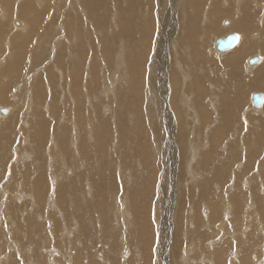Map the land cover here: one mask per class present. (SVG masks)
<instances>
[{
    "label": "rangeland",
    "instance_id": "rangeland-1",
    "mask_svg": "<svg viewBox=\"0 0 264 264\" xmlns=\"http://www.w3.org/2000/svg\"><path fill=\"white\" fill-rule=\"evenodd\" d=\"M87 1L35 0L40 28L26 47L34 57L19 85L1 89L0 108L14 107L0 124V264H264V113L250 109L251 95L264 94V61L259 78L246 60L264 57V8L258 0H207L221 1L217 10L201 0H96L106 16L98 22ZM179 9L194 37L206 28L204 45L179 42L190 32ZM232 12L246 17L240 39H248L218 51V38L239 32ZM12 19L0 56L14 48ZM178 56L195 66L200 87ZM167 68L188 86L175 96L178 111L166 106ZM149 75L161 100L150 114Z\"/></svg>",
    "mask_w": 264,
    "mask_h": 264
},
{
    "label": "bare ground",
    "instance_id": "bare-ground-1",
    "mask_svg": "<svg viewBox=\"0 0 264 264\" xmlns=\"http://www.w3.org/2000/svg\"><path fill=\"white\" fill-rule=\"evenodd\" d=\"M5 2V3H3V2ZM0 0V3H1V5H0V8H1V10L3 11V13H2V15L5 17L6 16V19H4L5 20V22H3V23H1L2 22V20H1V22H0V33H2V32H7V31H5V29H7V26L8 27H11V26H9L8 24H7V21H11V18L13 17V21L12 22H14V23H12V24H14L13 26H14V28H11V29H15V31H14V37H11V41H10V43H9V41L7 42V47L9 48L10 47V45H12L13 44V42H14V48H12L13 50L11 51H9V52H7L6 54L4 53L2 56H0V74H2V76L4 77L3 79H4V82L2 81V80H0L1 81V85H0V94H1V96H2V98H4L3 97V95L2 94H4V93H2L1 92V89H2V91H5V90H3V88L4 87H6V86H8L9 85V87H10V90H11V85L12 84H15V83H17L18 85H19V83H21V82H19V81H23L24 80V77H26V73L25 72H27V70H29V69H27V67H26V63H25V61H29V59H30V61H31V59L34 57V54L33 53H30L29 54V52L27 53L26 52V50H27V48H30V46H31V44L33 43L32 41H33V38H35V36L37 35V33H38V30H39V23H38V21H37V19L38 18H40V14H41V12H39L40 10H41V7H39L40 8V10H38L39 8L35 5V0H31L32 1V4H31V2H28V3H26V0H25V2H22L23 0H14V1H20V2H18V5H16V3H14L15 5H12V3L14 2L13 0H12V3H11V0ZM28 1V0H27ZM30 1V0H29ZM41 1V0H40ZM163 1V0H162ZM184 1H186V0H178L177 1V3H179L180 5H181V7H182V3L184 2ZM245 1V0H244ZM77 2V1H76ZM202 4H204L205 6H207V7H215V9L217 10V9H219L220 7H219V3L221 2H219L218 3V5H216L217 3H215V2H211L209 5H208V1L206 0H201L200 1ZM258 2H259V4H257L258 6H260L261 8H264V1H259L258 0ZM65 3V2H64ZM98 2H96V0H88L87 1V4H88V8H89V11L91 12V14L93 15V14H95L96 15V20L98 21V19H99V21L98 22H100V21H104V18L106 17H103V16H101L100 15V12H101V8H100V6L97 4ZM140 3H142V0H140ZM226 3H230L229 2V0H227V2ZM236 3V2H235ZM256 3V2H255ZM156 4H157V2H156ZM199 4V3H198ZM32 5V6H31ZM176 5V4H175ZM175 5H173V6H175ZM222 5V4H221ZM224 5V4H223ZM135 6V5H134ZM141 6H143V5H141ZM34 7H36V8H34ZM48 7H51L50 5H48ZM222 7V6H221ZM4 8V9H3ZM43 8V7H42ZM172 8V7H171ZM239 8V7H238ZM237 8V9H238ZM44 9V8H43ZM103 9V8H102ZM211 9V8H210ZM49 10V9H48ZM215 10V11H216ZM236 10V9H235ZM46 11V10H45ZM82 11V10H81ZM125 11V10H124ZM182 11V10H181ZM195 11V10H194ZM193 11V12H194ZM209 11V10H208ZM239 11V10H238ZM50 12V11H49ZM179 12H180V9L178 10V16H177V18H178V20H177V22L180 24V27L181 28H186L185 30H190V32L188 33V34H186L185 33V31L183 30H181V33H180V35L179 36H177L178 37V40H179V42H182V41H187V39L189 38H193L194 36H193V34L192 33H194V28H193V25H191V26H185V25H183V24H181L182 22L180 21L181 19H182V17L179 19ZM236 12V11H235ZM262 12H263V10H262ZM1 13V12H0ZM51 13V12H50ZM204 13V12H203ZM233 13V12H232ZM47 14H49V13H47ZM46 14V15H47ZM52 14H53V12H52ZM208 14V13H207ZM263 14V13H262ZM14 15L15 16H17L18 18L21 16V21H19V23H16V21H17V19H15L14 20ZM43 15H45V14H43ZM45 15V16H46ZM50 15V14H49ZM79 15V14H78ZM183 16V15H182ZM239 16L240 17H238V18H236V13H233V17H232V22H233V24H232V28H234V29H238V31L239 32H241V33H239V32H229V33H226V36L228 35V34H230V33H236V34H238V36H239V39L238 40H240V44H242L243 43V41H245V40H243V39H248L245 35H244V38H242V39H240L241 37H242V35H243V32H242V29H244V28H242V26L243 25H245V24H243V23H245L246 22V17L244 16V15H241V14H239ZM262 16V15H261ZM1 17V16H0ZM102 17V18H101ZM204 17H205V15H204ZM3 18V17H2ZM44 17H41V19H43ZM53 18V17H52ZM207 18H208V16H207ZM207 18H206V20H207ZM212 18H214V17H212ZM263 18V17H262ZM1 19V18H0ZM48 19H49V17H48ZM208 19H210V18H208ZM40 20V19H39ZM45 20V19H44ZM203 20V19H202ZM214 20H216L215 18H214ZM50 21H52V20H50ZM208 21V20H207ZM212 21V20H211ZM40 23H43V25L45 24L44 22H42V20H40L39 21ZM98 22H96V23H98ZM120 22V21H119ZM216 22V21H215ZM102 24V23H101ZM33 25H34V28H33ZM247 25V24H246ZM172 26V25H171ZM29 27L31 28V32H32V34H31V32H30V29H29ZM100 29V28H99ZM160 29V28H159ZM206 29V28H205ZM204 29V34L202 35V36H200L201 38H197V36L196 37H194V40H193V44H189L188 42V45L189 46H191L192 47V45H194V46H197V42L199 41V43H201L200 41H202L203 42V45H204V42H205V38H204V36H206L205 35V30ZM250 29V28H249ZM263 30H264V28H262ZM41 30V29H40ZM49 30V29H48ZM196 30V29H195ZM12 32H13V30H11ZM247 31V30H246ZM249 31V30H248ZM197 32V31H196ZM226 32V31H225ZM34 33H36L35 34V36L32 38V36H33V34ZM128 33V32H127ZM130 33V32H129ZM174 33V32H173ZM177 34H179V32L177 33ZM201 34V33H200ZM127 35V34H126ZM252 35V34H251ZM225 36V37H226ZM263 32H262V35H261V41H262V39H263ZM30 37V38H29ZM104 37V36H103ZM131 37V36H130ZM176 37V36H175ZM214 37V36H213ZM44 38V37H43ZM141 38V37H140ZM13 39H15V41H13ZM177 39V38H176ZM215 39H216V37H215ZM0 41H1V38H0ZM27 41H31L32 43L31 44H28L27 43ZM261 41H260V43H261ZM54 43V42H53ZM52 43V44H53ZM213 43H214V39H213ZM51 44V45H52ZM215 45H216V43H214ZM238 44H239V42H238ZM42 45V44H41ZM41 45L38 47V48H40L41 47ZM183 45H184V43H183ZM209 45V44H208ZM29 46V47H28ZM43 46V45H42ZM259 46V45H258ZM27 47V48H26ZM55 47V46H54ZM187 47V46H186ZM210 47V46H209ZM212 48H213V45L211 46ZM260 47V46H259ZM1 48V47H0ZM2 48H4V47H2ZM181 48V47H180ZM201 48V47H200ZM211 48V49H212ZM5 49V48H4ZM45 48L43 47V50H44ZM187 49H189V48H187ZM195 49V48H194ZM214 49H216V48H214ZM214 49H212V52H214V54L216 53V51L218 50H216V51H214ZM231 49V48H230ZM255 49H256V47H255ZM1 50V49H0ZM9 50V49H8ZM39 50V49H38ZM102 50V49H101ZM186 50V49H185ZM191 50H193V49H191ZM27 51H29V50H27ZM199 51H201V49L199 50ZM219 51V50H218ZM262 51V50H261ZM183 52V51H182ZM157 53V52H156ZM180 53V52H179ZM184 53V52H183ZM188 53V52H187ZM190 53V52H189ZM191 53H194V51H192ZM211 53V52H210ZM226 54V53H225ZM27 55H30V58H28L27 59ZM161 55V54H160ZM159 55V56H160ZM170 55V54H169ZM176 55V54H175ZM184 55V54H183ZM186 56H188V60L189 59H191L190 61H191V63H192V54L189 56V54H185ZM194 55V54H193ZM224 55V54H223ZM239 55H241V54H239ZM238 55V56H239ZM237 55L236 56H233V60L235 61V60H239V58L240 57H238ZM249 56V55H248ZM247 56V58H246V60H247V62H248V67H249V69H250V71L251 72H256V74H258L257 72H259L260 71V75H259V78H261V72L263 71V70H260L258 67V65L260 64V62H262V61H264L263 59H264V57H262L263 55H258L259 56V62H257L256 64H251L250 65V63H249V59L253 56V55H251V56H249L248 57ZM261 56V57H260ZM160 57H162V56H160ZM169 57H171V56H169ZM180 57V61L179 60H176V61H178V64L181 66V68H182V70L183 69H186V71L184 72V74L183 75H185L186 77H190V75H193L194 74V72H195V75H193V76H195V78H196V81H194V82H197V86H199V81H198V71L197 70H195L196 68H195V66L193 67V69L191 70L190 69V67H192L193 66V64H192V66H191V63L190 64H188L187 62V57H184V56H178V58ZM192 57V58H191ZM43 58V57H42ZM158 58V57H157ZM208 58V57H207ZM156 59V58H155ZM172 59H174V57H173V55H172ZM184 59V60H183ZM154 60V59H153ZM246 60H245V62H246ZM261 60V61H260ZM159 61V60H158ZM163 61V60H162ZM162 61L161 62H159L160 63V65L162 66V68L163 67H167V63H162ZM187 61V62H186ZM195 61V60H194ZM207 61V60H206ZM93 62V61H92ZM172 62V61H171ZM25 63V64H24ZM30 63V62H29ZM169 63V62H168ZM41 64H42V62H41ZM40 64V65H41ZM135 64V63H134ZM183 64H185L184 66H187L188 68H183ZM208 64V63H207ZM24 65V66H23ZM195 65H197V64H195ZM161 66L159 67V68H161ZM257 66V67H256ZM23 67H24V70H23ZM209 67V66H208ZM154 68H156V67H154V64H153V71H154ZM201 68H203V67H201ZM201 68H199V69H201ZM189 69L192 71V73L190 72L189 73ZM167 70V72H160V75H161V79H160V81H163L164 83L165 82H167L168 83V85L170 86V88L172 89V92H173V95H172V97H171V102H170V104H169V102H168V105L166 104V106H168V111H170V110H177V108H178V100L177 99H175V96H176V94L180 91H182V89L184 88L183 86L185 85V86H187V83L184 81H182L183 79L181 78V76H179V74H178V71L177 70H175V69H173L172 71L170 70L169 71V69L167 68L166 69ZM222 70V69H221ZM226 70V69H225ZM23 71V72H22ZM25 71V72H24ZM156 71L158 72V69H156ZM162 71V70H161ZM200 71V70H199ZM29 72V71H28ZM183 71H181V73H182ZM210 72V71H209ZM221 72V71H220ZM22 73L24 74V77L22 78L21 77V75H22ZM225 73V72H224ZM88 74V73H87ZM151 74H153V72L151 73ZM253 74V73H252ZM29 75V74H28ZM37 75V74H36ZM155 75H156V73H155ZM23 76V75H22ZM150 76V78H149V80H150V82H149V84L151 83V84H153V85H151V86H153V87H151V88H149V99H150V106H149V114L152 112V108H151V103L152 102H154L155 104H157V100H159V98L158 97H156V92H157V90L155 91V88H154V81H153V79H152V75H149ZM207 76V75H206ZM256 76V75H255ZM37 77V76H36ZM131 77V76H130ZM233 77V76H232ZM257 77V76H256ZM0 78L2 79V77H1V75H0ZM82 78V77H81ZM132 78V77H131ZM207 78V77H206ZM208 78H209V76H208ZM85 79V78H84ZM225 79V78H224ZM8 80V81H7ZM26 80V79H25ZM31 80V79H30ZM36 79H35V77H33L32 78V81H33V84H34V81H35ZM239 80V79H238ZM242 80V79H241ZM29 81V80H28ZM109 81V80H108ZM27 83V82H26ZM69 83V82H68ZM139 83V82H138ZM25 84V82L22 84V85H24ZM161 84V83H160ZM159 84V85H160ZM246 85V84H245ZM113 86V85H112ZM247 86V85H246ZM3 87V88H2ZM161 87V86H160ZM188 87V86H187ZM186 87V88H187ZM200 87V86H199ZM12 88H14V86L12 87ZM131 88V87H130ZM162 88V87H161ZM164 88V87H163ZM167 88V87H166ZM9 88H7L6 89V95L8 94V90ZM129 89V88H128ZM130 90V89H129ZM184 90V89H183ZM41 91V90H40ZM158 91H160V89L158 90ZM185 91H186V89H185ZM192 91V90H191ZM9 92H11V91H9ZM17 92V91H16ZM84 92V91H83ZM184 92V91H183ZM13 92H11V94H12ZM141 93V92H140ZM152 93H153V95H152ZM158 94V93H157ZM160 94V93H159ZM163 95H164V93H162ZM262 94V93H261ZM8 95H10V94H8ZM161 95V94H160ZM186 95V94H185ZM185 95L184 94H182V98H181V101H183L184 100V102H185V99H183V97L185 98ZM253 95V94H252ZM252 95H251V106H250V109L252 110V112H254V113H264V102H263V104H262V106L261 107H255L254 105H253V103H252ZM130 96V95H129ZM179 96H180V93H179ZM215 96V95H214ZM263 96H264V94H263ZM126 97H127V95H126ZM161 97V96H160ZM8 99H10V96H8L7 97ZM22 98V97H21ZM33 98H35V97H33ZM6 99V98H5ZM4 99V100H5ZM26 99V98H25ZM29 99V98H28ZM121 99V98H120ZM183 99V100H182ZM3 100V101H4ZM21 100H23V99H21ZM33 100V99H32ZM78 100V99H77ZM211 100V99H210ZM215 100V99H214ZM6 101V100H5ZM27 101V100H26ZM25 101V102H26ZM37 101V100H36ZM127 101V100H126ZM161 100H159V102H160ZM1 102V101H0ZM28 103V106H30V103L32 104L33 103V101L31 102V101H27ZM129 102V101H128ZM132 102H134V101H132ZM183 102V103H184ZM48 104V103H47ZM81 104V103H80ZM133 104V103H132ZM211 104H212V102H211ZM210 104V105H211ZM14 105V104H13ZM12 105V106H13ZM16 105H17V102H16ZM51 105V104H50ZM46 106V105H45ZM157 106V105H156ZM1 107V106H0ZM14 107V106H13ZM13 107H10V109H8L7 110V112H9L10 114H11V111L13 110L12 108ZM104 107V106H103ZM113 107V106H112ZM3 108V107H2ZM25 109V108H24ZM28 109V108H27ZM27 109H25V110H27ZM0 110H1V108H0ZM24 111V110H23ZM68 111V110H67ZM158 111V110H157ZM178 111V110H177ZM6 112V114H3L2 113V111H0V124L6 119V118H8L9 117V113H7ZM13 112V111H12ZM126 112V111H125ZM51 113V112H50ZM114 113V112H113ZM149 114H148V118H149ZM24 115H25V112H24ZM121 115V114H120ZM244 115V112H243V114H242V116ZM245 115H246V113H245ZM255 115V114H254ZM6 116H8V117H6ZM51 116V115H50ZM79 116V115H78ZM249 116V115H248ZM253 116V115H252ZM259 116V115H258ZM40 117V116H39ZM93 117V116H92ZM126 117V116H125ZM250 117H251V114H250ZM122 118V117H121ZM255 118V117H254ZM21 119V118H20ZM114 119V118H113ZM200 119V118H199ZM207 119V118H206ZM208 119H209V117H208ZM215 119V118H214ZM246 119V118H245ZM259 119V118H258ZM22 120V119H21ZM66 120V119H65ZM198 119H196V121H197ZM261 120V119H260ZM262 120L264 121V116L262 117ZM18 121V120H17ZM25 121V120H24ZM203 121V120H202ZM206 121H208V120H206ZM247 121L248 120H246V123H247ZM120 122V121H119ZM183 121L182 120H179V126H180V128H179V132L181 133V131H182V129H183V126H184V124L182 123ZM187 122V121H186ZM204 122V121H203ZM201 123V124H204V123ZM250 122H252L251 120H250ZM245 123V124H246ZM24 124V123H23ZM34 124V123H33ZM118 124V123H117ZM185 124H187V123H185ZM209 124V123H208ZM210 124H211V122H210ZM244 124V125H245ZM18 125V124H17ZM52 126V125H51ZM76 126V125H75ZM187 126V125H186ZM202 127H203V125H202ZM42 128V127H41ZM246 128H247V126H246ZM39 129V128H38ZM45 130V129H44ZM68 130V129H67ZM99 130V129H98ZM220 130V129H219ZM139 131V130H138ZM163 131V130H162ZM255 131V130H254ZM5 133V132H4ZM126 133V132H125ZM217 133H219V132H217ZM221 133V132H220ZM256 133V132H255ZM101 134V133H100ZM145 134V133H144ZM185 134L186 133H184L183 134V140H185ZM216 135V134H215ZM251 135V134H250ZM176 136H179V134L178 135H176ZM77 137V136H76ZM215 137V136H214ZM218 137V136H217ZM216 137V138H217ZM242 137V136H241ZM259 137V136H258ZM262 137H264V136H262ZM262 137H261V139H262ZM245 138V137H244ZM4 139V138H3ZM76 139V138H75ZM107 140V139H106ZM215 140V139H214ZM221 139H219V141H220ZM234 140V139H233ZM241 140V139H240ZM255 140H257V138L255 139ZM35 141V140H34ZM101 141V140H100ZM114 141V140H113ZM245 141V140H244ZM111 142V141H110ZM142 142V141H141ZM241 142V141H240ZM23 143V142H22ZM77 143V142H76ZM76 143H75V145H76ZM259 144V143H258ZM261 145H262V142L260 143ZM111 145V144H110ZM264 145V144H263ZM77 146V145H76ZM113 146V145H112ZM17 147V146H16ZM23 147V146H22ZM247 147V146H246ZM249 147V146H248ZM254 147V146H253ZM262 147V146H261ZM117 148V147H116ZM27 149V148H26ZM25 149V150H26ZM35 149V148H34ZM110 149V148H109ZM249 150H251V149H249ZM249 150H248V152H249ZM262 150V149H261ZM31 151V150H30ZM78 151V150H77ZM29 152V151H28ZM94 152V151H93ZM92 152V153H93ZM107 152V151H106ZM27 153V152H26ZM110 153V152H109ZM253 154V153H252ZM61 155V154H60ZM251 155V154H250ZM80 157V156H79ZM82 157V156H81ZM250 157V156H249ZM53 158V157H52ZM39 159V158H38ZM73 159V158H72ZM195 159H196V156H195ZM38 161V160H37ZM36 161V162H37ZM110 161V160H109ZM112 161V160H111ZM218 161V160H217ZM77 164V163H76ZM122 166V165H121ZM128 166H129V164H128ZM256 166V165H255ZM194 167V166H193ZM209 167V166H208ZM213 167H214V165H213ZM212 167V168H213ZM38 168V167H37ZM89 168V167H88ZM108 168V167H107ZM195 168V167H194ZM211 168V167H210ZM167 169V168H166ZM24 170V169H23ZM61 171V170H60ZM169 171V170H168ZM104 172V171H103ZM191 172H193L194 174H192V179L191 180H194V177H195V175H199V173L198 172H196V171H193V170H191ZM52 173V172H51ZM177 173V172H176ZM53 174V173H52ZM51 174V175H52ZM55 174V173H54ZM104 174V173H103ZM113 174V173H112ZM122 176V175H121ZM44 178V177H43ZM49 178H50V176H49ZM54 178V177H53ZM73 178V177H72ZM122 178V177H121ZM250 179V178H249ZM15 180V179H14ZM71 180V179H70ZM84 180V179H83ZM99 180V179H98ZM252 180V179H251ZM258 181V180H257ZM204 183V182H203ZM7 185V184H6ZM100 187V186H99ZM101 188V187H100ZM5 189V188H4ZM35 189V188H34ZM102 190V189H101ZM38 192V191H37ZM125 192V191H124ZM32 193V192H31ZM45 193V192H44ZM208 193V192H207ZM19 194V193H18ZM210 194V193H209ZM26 195V194H25ZM110 195V194H109ZM45 196V195H44ZM210 196V195H209ZM49 197V196H48ZM186 199V196H184V198L182 199V200H185ZM20 200H22V198L20 199ZM41 200V199H40ZM46 200V199H45ZM156 200V199H155ZM188 200V199H187ZM33 201V200H32ZM210 201V200H209ZM156 202H157V200H156ZM36 203V202H35ZM181 203H183V201L181 202ZM187 203V202H186ZM41 204V203H40ZM156 204V203H155ZM47 205V204H46ZM9 206V205H8ZM187 206V205H186ZM50 207V206H49ZM62 207V206H61ZM17 209V208H16ZM121 209V208H120ZM16 211V210H15ZM39 212V211H38ZM35 215V214H34ZM52 216V215H51ZM50 216V217H51ZM105 217V216H104ZM44 218V217H43ZM57 218V217H56ZM50 220V219H49ZM51 221V220H50ZM188 221H190V219L188 220ZM33 222V221H32ZM39 223V222H38ZM45 223V222H44ZM51 223V222H50ZM44 228V227H43ZM170 231V230H169ZM199 231V230H198ZM160 232V231H159ZM174 233V232H173ZM185 233V232H184ZM180 234V233H179ZM182 235H183V233H182ZM143 236V235H142ZM174 237V236H173ZM185 237V236H184ZM161 238H163V237H161ZM186 239V238H185ZM39 240V239H38ZM135 240V239H134ZM37 242V241H36ZM170 243V242H169ZM12 244V243H11ZM165 245V244H164ZM181 245V237H180V235H178V239L176 240L175 239V247H176V249H178V246H180ZM189 245V244H188ZM191 245V244H190ZM24 246V245H23ZM173 246V245H172ZM171 249H173V248H171ZM190 249V248H189ZM192 249V248H191ZM174 250V249H173ZM172 250V252L174 253V251ZM178 252V251H177ZM109 255V254H108ZM174 255V254H173ZM187 255H188V253H187ZM176 256V255H175ZM179 258V257H178ZM181 259L183 258V256L182 257H180ZM185 258V257H184ZM174 259H176V258H174ZM186 259V258H185Z\"/></svg>",
    "mask_w": 264,
    "mask_h": 264
},
{
    "label": "water",
    "instance_id": "water-1",
    "mask_svg": "<svg viewBox=\"0 0 264 264\" xmlns=\"http://www.w3.org/2000/svg\"><path fill=\"white\" fill-rule=\"evenodd\" d=\"M239 36L236 33H230L226 37H220L216 40V48L219 51H227L238 42ZM259 56H253L249 59L250 64L259 62ZM264 102V96L260 92H255L252 95V103L255 107H261ZM2 113L7 112V108H1Z\"/></svg>",
    "mask_w": 264,
    "mask_h": 264
},
{
    "label": "crops",
    "instance_id": "crops-1",
    "mask_svg": "<svg viewBox=\"0 0 264 264\" xmlns=\"http://www.w3.org/2000/svg\"><path fill=\"white\" fill-rule=\"evenodd\" d=\"M255 56V55H254Z\"/></svg>",
    "mask_w": 264,
    "mask_h": 264
}]
</instances>
